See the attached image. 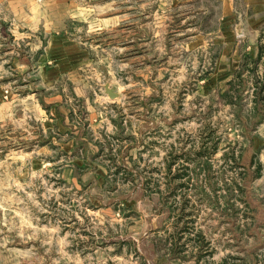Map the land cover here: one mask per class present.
Listing matches in <instances>:
<instances>
[{"label":"rangeland","instance_id":"1","mask_svg":"<svg viewBox=\"0 0 264 264\" xmlns=\"http://www.w3.org/2000/svg\"><path fill=\"white\" fill-rule=\"evenodd\" d=\"M78 2L92 9L71 24L93 59L82 75L129 117L144 107L141 122L105 179L0 142V264H264V27L213 87V53L186 42L215 31L216 0Z\"/></svg>","mask_w":264,"mask_h":264},{"label":"crops","instance_id":"2","mask_svg":"<svg viewBox=\"0 0 264 264\" xmlns=\"http://www.w3.org/2000/svg\"><path fill=\"white\" fill-rule=\"evenodd\" d=\"M78 1L0 0V142L38 143L48 152L46 164L52 165L56 157L57 163L63 162H53L62 173L92 171L104 174L105 179L111 167L122 166L127 157L115 152L114 143L132 140L127 135L130 128L136 133L132 120L140 125L144 107L138 109L137 118L129 117L119 103L104 90L97 93L82 75L93 59L71 24H79L92 9L81 7ZM216 1L215 31L193 34L186 42L188 51L213 53L214 68L207 77L213 87L231 78L245 55L256 56L258 34L264 27V0ZM118 23L113 22L111 28ZM109 26L100 23L95 30L109 31ZM160 26L161 22L154 23L155 28ZM87 28L92 30L89 24ZM62 79L71 81L69 88ZM123 146L121 142L116 148ZM25 150L33 158V148ZM56 150L55 157L52 152Z\"/></svg>","mask_w":264,"mask_h":264},{"label":"water","instance_id":"3","mask_svg":"<svg viewBox=\"0 0 264 264\" xmlns=\"http://www.w3.org/2000/svg\"><path fill=\"white\" fill-rule=\"evenodd\" d=\"M105 92L110 97V99L114 100L118 97V94L115 92V89L110 87L109 84L105 85Z\"/></svg>","mask_w":264,"mask_h":264},{"label":"trees","instance_id":"4","mask_svg":"<svg viewBox=\"0 0 264 264\" xmlns=\"http://www.w3.org/2000/svg\"><path fill=\"white\" fill-rule=\"evenodd\" d=\"M261 52H262V51H261ZM260 56H261V55H260ZM260 56H259V57H260ZM248 58H249V57H248ZM258 59H259V58H258ZM258 94H260V93H257V92L255 93L256 97H258V96H257ZM262 99H263V98L261 97L260 100L262 101ZM258 102H259V99L255 98V99H254V103H255V105H254V107H253V110H252L253 112H252V113H258V110H259V108H258Z\"/></svg>","mask_w":264,"mask_h":264}]
</instances>
